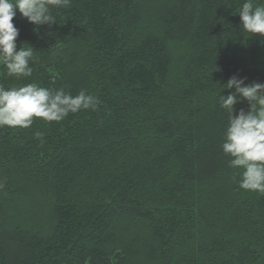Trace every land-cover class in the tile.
<instances>
[{
  "label": "trees",
  "instance_id": "1",
  "mask_svg": "<svg viewBox=\"0 0 264 264\" xmlns=\"http://www.w3.org/2000/svg\"><path fill=\"white\" fill-rule=\"evenodd\" d=\"M242 2L72 0L41 26L17 10L33 76L0 64V84L102 104L0 128V264H264V195L238 188L221 149V86L264 83V37L242 32ZM238 99L234 115L249 110Z\"/></svg>",
  "mask_w": 264,
  "mask_h": 264
},
{
  "label": "clouds",
  "instance_id": "2",
  "mask_svg": "<svg viewBox=\"0 0 264 264\" xmlns=\"http://www.w3.org/2000/svg\"><path fill=\"white\" fill-rule=\"evenodd\" d=\"M71 5L72 0H0V64L6 77L31 78L36 60V50L29 44L17 50L19 30L13 23L17 10L33 25H52L54 11ZM237 14L248 38L264 37V0H243ZM224 88L235 91L225 96ZM238 98L248 103L249 110L234 115ZM101 104L99 96L86 89L73 95L64 87H44L36 81L12 87L0 84V128L30 129L37 119L60 123L70 115L99 111ZM218 104L228 116L221 149L229 157L228 167L239 170L233 179L239 189L264 195V83L246 85L233 76L221 86ZM33 136L43 140L44 134L36 130Z\"/></svg>",
  "mask_w": 264,
  "mask_h": 264
}]
</instances>
